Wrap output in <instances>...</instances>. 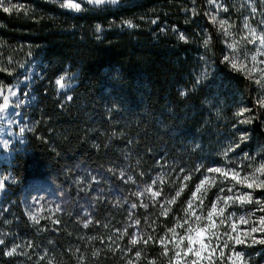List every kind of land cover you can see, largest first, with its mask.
Here are the masks:
<instances>
[{"label":"trees","instance_id":"1","mask_svg":"<svg viewBox=\"0 0 264 264\" xmlns=\"http://www.w3.org/2000/svg\"><path fill=\"white\" fill-rule=\"evenodd\" d=\"M12 4L20 10L6 13L0 7V68L8 69L0 71V84L29 74L32 98L23 108L26 142L4 164L15 179L8 183L4 216L11 234L32 247L26 255L7 256L1 245L0 264H120L101 238L102 226L118 214L113 201L96 200L87 228L70 208L59 223L44 226L25 215L22 190L48 184L61 199L74 200L84 193L74 179L83 168L103 172L105 182L130 193L132 184L118 177L121 168L143 183L165 161L193 167L207 142L209 99H248L257 115L245 145L264 144L256 85L222 59V40L202 0H128L87 4L75 12L59 0H5V6ZM204 33L211 39L207 46L200 39ZM206 47L215 70L202 81L196 71ZM65 73L72 84L63 91L55 82ZM145 212L138 207L140 215ZM263 247L255 248L263 253L258 264L264 261ZM143 253L159 263L156 244Z\"/></svg>","mask_w":264,"mask_h":264},{"label":"rangeland","instance_id":"2","mask_svg":"<svg viewBox=\"0 0 264 264\" xmlns=\"http://www.w3.org/2000/svg\"><path fill=\"white\" fill-rule=\"evenodd\" d=\"M59 1L60 4L64 3V0ZM126 1L128 0H118L116 4L125 3ZM202 1L205 3L204 13L207 15V19H209L212 27H215L216 31L219 33L218 35L220 39L222 40L223 50L225 51L224 57L232 56L233 54V50L230 49L228 45L234 40L239 41L241 36L246 35L247 30L243 28L245 17L249 19V22L253 27L257 28L258 32H264V24L260 23V21L264 19V3H262V0H215L214 4H210L209 0ZM74 2L80 3L81 10L85 5L90 4L87 0H74ZM105 4L114 5L111 3ZM217 5L226 7L228 11H223V8L218 9ZM253 7L256 8L255 13L252 12ZM68 9L74 12L76 11L71 8ZM212 15H215L217 20L226 19L229 21V24L234 25L230 29L233 35L230 37L223 35L219 25L213 24L210 20V16ZM200 39L204 40V46H207L205 41L209 42L211 40L207 33H204ZM257 47L258 42L257 44H246L241 42L236 50L241 59H243L244 54L247 53L248 60L245 61V63L249 68L252 67L251 55L255 53ZM224 57L222 58L223 60ZM199 58L200 66L196 71V77L202 81L210 79V76L215 70V65L212 62L213 58L211 50L206 47L202 51V55ZM257 60H264V56L258 55ZM257 67L264 68V64H258ZM9 71H11V69ZM61 76H65V83L68 86L64 89H58L66 91V89L71 87L72 83H70L69 77H67L68 75L66 73ZM253 76L254 78L251 79V81L254 85H256L253 99L257 102L260 97L264 96V87H262L261 84L255 83V79H259V73H254ZM28 79L29 74H27V76L26 74H22L19 77H16L12 83L0 84V87L4 90V95L9 96V107L5 110V112L0 113V180H3L5 177L8 178L7 180H4L5 188L0 190V238L5 241V252L10 250L14 245H22V248L18 249V252L23 251L26 253L29 250L23 241H19L11 234L8 229V222L4 216V212L7 210V207L4 204V202H6L4 198L7 196V191L9 190L8 183H13L15 181L13 173H11L9 168L6 170L4 164L10 163V160L14 156L15 152L25 144V131H27V128L29 127L23 116V108L25 105L29 104L32 98L29 86L27 85ZM262 84H264V81H262ZM8 89L14 91L16 96H12ZM208 102L209 108L206 113L207 142L206 144H201L202 156L195 160L193 167L190 166L188 162L179 163V161L176 160L165 161L160 164L157 171L151 173L150 177H148L143 183H139L134 180L131 170L128 168H121L120 173L123 172L124 176L121 177L119 173L118 177H121L123 181H128L132 184L130 193L122 192L115 185V183L109 182V179L105 182L104 178L106 174L103 172L82 168L80 169L78 177L74 178L77 183L81 184V188L84 189V193L82 195H78V197L74 200L69 198L64 200V198L61 199L57 196L58 194L56 193V195L55 190L50 188L48 184L38 185L34 183L32 186H27L22 190L20 197L22 210L29 219L28 212H36L37 210L43 208V210L39 212V215L43 217L40 219V222L46 226L48 223H54V221L61 220V218H63V214L67 212V208H70L74 220L79 223V225H83L84 222L89 219L93 221L92 219L96 211V200L99 198H105L106 200H110L115 203L114 205L118 209V214L113 221H110L109 223L106 222L104 224L108 225V227H104V225L102 226L101 238L103 244L106 246V249L109 252L111 251L116 253L117 257H119V263L128 264V261L131 260L132 264H153V262L154 264H169V261L174 254L171 251L172 244H167L170 251L167 255H163L164 245H161L158 242L159 238L165 235L167 229L175 226L178 218L184 217V208L187 207L186 201L191 196L192 191L195 190V185L198 184L205 175H215L217 178V184L209 190L207 197L204 199V216H206L207 210L211 206V202L216 200L217 194L224 196L250 193L254 201L253 203L244 205L236 203L226 210L225 215L235 212L236 218H238L239 216L247 217L249 214L255 213V215L251 217L253 222L252 224L244 225L238 223V232L243 233L244 231L250 230V227L253 225L258 226L259 217L264 216V212L257 210L261 205H264V189H249L241 185H235L233 192L230 193L227 189L235 184L234 181L229 179L225 180L224 183L221 184L220 182L222 177L219 174L206 172V169L210 167H222L226 169L235 168L241 173V176H244L245 174L251 173L253 169L261 163H264V144L255 143L254 146L251 147L245 145L250 140V130L253 126L252 120L257 115L256 110L253 108V105L249 104V101L246 98L228 100L218 96L217 98L209 99ZM3 103V96H0V104ZM17 103L19 104V107L15 106ZM261 108L264 115V107ZM243 109H249V111L244 112L242 116L238 115V113H240ZM247 119H250L251 122H243ZM21 128L24 129L23 132H21ZM5 142H7V147H5ZM237 144H239V147H235ZM230 148L232 150L227 151ZM226 151L227 156L224 155ZM197 168H199L200 171H196ZM181 169L184 171L181 172ZM188 174H191V180L186 181L185 183L188 184L190 181L194 180L195 182L192 190L187 196H183L184 192L182 193L176 203L170 206L171 211L168 213L167 217L160 215V204L156 203L154 206L153 202L148 199L147 195L142 197L133 195V193L143 190L146 185L151 184V182L158 176H163L166 183L160 185L158 182V184L154 186V190L158 187H163L164 195L160 198V200L162 202L166 201L175 194L182 177ZM129 176L132 177V180L128 179ZM261 179H264V176H261ZM133 181L135 182L133 183ZM170 185H173L176 189L169 190L167 187H170ZM220 187H223L225 191L219 192ZM131 196L132 198L134 197L133 200H131ZM141 201H144L149 205L147 209L142 207L146 211L144 215H140L138 213L139 206L136 209H131V204L133 202L140 205ZM255 201H260V205L256 204ZM198 204L199 201H196L193 205V207L196 208V215L201 214V209L197 207ZM57 206H59V211H57ZM130 212L133 213L131 217H129ZM135 219H139L141 221L140 225H134ZM194 219L195 218L193 217L192 220ZM214 219H216L217 224H219V218L214 217ZM29 220L33 222L31 219ZM152 221H155V225L153 226L154 231L153 227H149ZM191 222L192 221H190V223ZM205 223H208V221L202 220L200 222V226L203 227ZM187 226L188 225H185V228H187ZM125 228L128 230V235H125L123 238H118L119 233L116 229L123 231ZM185 228H177L176 230L179 234L183 235ZM226 229H228L227 224L219 228L221 235H223ZM228 230L230 231V229ZM133 233H135L137 237L147 238L148 235H152L154 237L156 242H149L148 244H156L158 246L161 255L159 263H155L151 257L149 258L146 253H143V250L146 246H148V244L141 242L133 246L128 243ZM231 234L236 236V233ZM171 235V233H168L169 238ZM252 236L259 240L264 238V232H256L253 233ZM109 237H111V239H109ZM223 238L227 239V237ZM207 242V239H205V243ZM215 243L216 240L213 238V244ZM186 244L187 241L184 242V246H186ZM260 245V243L253 244L251 237L246 238V243L240 245H235L233 241H229L228 248H223V243L221 242L220 247L223 248L224 251L223 264H230L227 257L232 254L233 249L244 253V260L247 261V264H258L257 258H261L263 253L262 248L260 249V252H256L255 248ZM198 246L199 245H194V247ZM129 249L131 250L129 251ZM136 251L141 252V256L138 260L135 257ZM219 254L220 249L218 248L214 256L219 257ZM181 255H183V253H181ZM202 255H207V253H202ZM48 256L50 257V255ZM187 259L192 260L195 259V257L190 253ZM173 264H175L174 261ZM181 264H183V261ZM200 264H208V261L202 260ZM215 264H221V261L219 259H215ZM262 264H264V261Z\"/></svg>","mask_w":264,"mask_h":264},{"label":"snow or ice","instance_id":"3","mask_svg":"<svg viewBox=\"0 0 264 264\" xmlns=\"http://www.w3.org/2000/svg\"><path fill=\"white\" fill-rule=\"evenodd\" d=\"M88 3L94 4V5H102L105 3H111L116 4L118 0H87ZM210 4H214L215 0H209ZM262 3H264V0H262ZM0 7L3 8V11L8 13L12 12L13 10L19 11L20 7L17 5H10L5 6V0H0ZM61 7H67L74 9L76 11L81 10L80 3H75L74 0H64V3L61 4ZM217 8H223V11L227 12L228 9L226 7H223L222 5H217ZM252 12H256V8H252ZM210 20L213 24H218L219 28L222 30L223 35L225 36H232L233 33L230 31V29L234 26L232 24H229V21L226 19H220L217 20V17L215 15L210 16ZM156 21H152V23H155ZM128 23L129 27H132L130 21L126 22ZM261 24H264V19L260 21ZM243 28L247 30L246 35L241 36L239 41L234 40L232 43L228 45L230 49L233 50L232 56H225L224 61L229 63L231 67L236 71L243 72L248 79H253L254 73H259V79H255V83L261 84L262 87H264V84H262V81H264V68L257 67L258 64H264V60H257L258 55L264 56V32H258L257 28L253 27L252 24L249 22V19L245 17L243 22ZM99 27H97V31H99ZM181 40H186V37L181 33L180 37ZM208 41H205L207 44ZM244 42L246 44H257L258 47L256 48V51L254 54L251 55V61H252V67H248L245 61L248 60L247 53L244 54L243 59L240 58V56L237 54V48L239 47L240 43ZM20 67H23V65H20ZM0 71H8L6 68H0ZM11 74V73H9ZM56 85L59 89H64L68 85L65 83V76H60L56 80ZM9 93L12 96H16V93L12 91L11 89H8ZM183 94V93H182ZM0 96H3L4 103L0 104V113L5 112V110L9 107V96L4 95V90L2 87H0ZM69 100H71V97H68ZM257 103L260 107H264V96L260 97L257 100ZM16 107H19V104L17 103L15 105ZM249 111V109H243L241 110L238 115H243L244 112ZM243 122L250 123L251 120L247 119ZM24 129L21 128V132H23ZM243 139V138H242ZM5 147H7V142H5ZM235 147H239V144L235 145ZM232 149H228L227 151H231ZM227 151L224 153L225 156H227ZM181 172L184 170L181 169ZM196 171H200L199 168L196 169ZM207 173H213V174H219L221 179V184L224 183L225 180H231L234 181L235 184H233L232 187H229L227 189L228 192H233V189L235 185H241L244 187H247L249 189H264V179H261V176H264V163H261L257 167L253 169V171L249 174H245L244 176H241V173L237 171L235 168H222V167H210L206 169ZM121 177L124 176V173H120ZM8 178L5 177L3 180H0V190H3L5 188L4 180H7ZM129 180H132V177H128ZM191 180V174L184 175L180 181V184L175 191V194L168 198L166 201H161L160 198L164 195V189L163 187H158L156 190H154V186H156L159 182L160 185H163L166 183L165 178L163 176H158L155 180L151 182V184L146 185L143 190L138 191L136 193H133V195L137 197H142L147 195L148 199L151 200L155 206L156 203L160 204V215L167 217L168 213L171 211V205L175 204L177 199L182 195L185 188H187L186 181ZM135 181H133L134 183ZM217 184V178L215 175L208 176L205 175L203 179L200 180L198 184L195 185V190L192 191L191 196L186 201L187 207L184 208V217L178 218L176 220L175 226L172 228L167 229V232L164 236H161L159 238V243L161 245H164V251L163 255H167L170 249L167 247L168 243L172 244L171 251L174 253L171 257L169 264H173V261L175 264H181L183 261V264H200L202 260H207L208 264H215V259H219L221 261V264H223L224 261V251L223 248L229 247V241H233L235 245L245 244L246 238L251 237L252 243H260L264 244V238H261L257 240L254 236H252L253 233L256 232H264V216L259 217L258 219V226L253 225L250 227V230L244 231L243 233L238 232V223L244 224V225H250L252 224L251 217L255 215V213L249 214V216H239L236 218V213L232 212L228 215H225L226 210L231 207L232 205L239 203L241 205L244 204H251L253 203V198L250 193H243V194H234V195H224L221 196L217 194L216 200L211 202V206L207 210L206 216H204L203 213V206H204V199L207 197V194L209 190L216 186ZM225 189L223 187L219 188V192H224ZM196 201H199V204L197 207L201 209V214L196 215V208L193 207L194 203ZM256 204L260 205V201H255ZM140 207H143L144 209H147L149 207L148 203H145L144 201L140 202ZM219 206V207H218ZM138 207L137 203L133 202L131 204V209H136ZM43 208L37 210L36 212H28L29 219H31L35 224L40 223V219L43 218L39 215V212L42 211ZM59 206H57V211H59ZM258 211L264 212V205H261L258 209ZM133 215L132 212L129 213V217ZM195 218L192 220V218ZM214 217L219 218V224H217L216 219ZM235 218V219H234ZM202 220H207L208 223H205L203 227L200 226V222ZM190 221H192L190 223ZM54 223H59V221H54ZM92 221L89 219L84 222L83 226L85 228L89 227V224H91ZM97 223H99L97 221ZM141 221L139 219L134 220V225L138 226L140 225ZM227 224L228 229L225 230L223 235L219 232V228L223 225ZM155 225V221H152V223L149 225V227H153ZM185 225H188L187 228H185ZM104 227H108V225H104ZM177 228H185L184 234L181 235L177 232ZM116 231L119 233L118 238H123L125 235H128V230L125 228L123 231L120 229H116ZM154 231V227H153ZM168 233H171V237H168ZM231 233H236V236H233ZM223 237H227V239H224ZM213 238H215L216 243L213 244ZM95 239V237H93ZM111 239V237H109ZM205 239H207V243H205ZM187 241L186 246H184V242ZM144 243L148 244L149 242H156L154 237L152 235H148L147 238L143 237H137L135 233L132 234L131 238L129 239L128 243L135 246L138 243ZM223 243V248L220 247V243ZM5 241L4 239L0 238V245H4ZM194 245H199L198 247H194ZM28 247H32V244L29 242ZM22 245H14L10 250L5 252V255L7 256H13V255H26L25 252L20 251L18 252V249H21ZM220 249L219 257H215L214 254L216 253L217 249ZM131 249H129L130 251ZM183 253V255H181ZM192 254V256L195 257V259L188 260L187 257L189 254ZM202 253H207V255H202ZM93 255H98V252H93ZM141 256L140 251H136L135 257L138 260ZM45 257L41 256V259L43 260ZM230 264H247V261L244 260V253L240 251L232 250V254L227 257ZM81 260H83V257H81ZM49 264L51 262L49 261ZM128 264H132V261L129 260ZM154 264V262H153Z\"/></svg>","mask_w":264,"mask_h":264}]
</instances>
